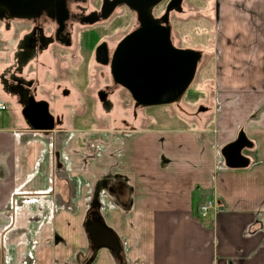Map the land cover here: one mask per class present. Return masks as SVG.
<instances>
[{
    "label": "crops",
    "instance_id": "crops-1",
    "mask_svg": "<svg viewBox=\"0 0 264 264\" xmlns=\"http://www.w3.org/2000/svg\"><path fill=\"white\" fill-rule=\"evenodd\" d=\"M11 40L0 36V264H264V64L220 74L214 53L210 106L169 116L170 128L83 133L59 123L43 133L22 115ZM33 61L36 92L65 120L70 98L37 85L52 75V48ZM239 132L252 144L241 153L249 165L229 169L220 151ZM208 201L215 210L200 219ZM85 220L115 236L117 258L98 246L90 259Z\"/></svg>",
    "mask_w": 264,
    "mask_h": 264
},
{
    "label": "rangeland",
    "instance_id": "rangeland-1",
    "mask_svg": "<svg viewBox=\"0 0 264 264\" xmlns=\"http://www.w3.org/2000/svg\"><path fill=\"white\" fill-rule=\"evenodd\" d=\"M168 1L164 0L155 7L152 15L154 18L159 19L163 15ZM89 10H91L90 7ZM132 23L127 14L120 10L108 21L92 27L72 23L69 26L72 46L66 51H70L71 56L77 59L79 51L88 58L89 49L102 41L113 48L133 29ZM168 25L175 48L197 51L201 55L191 85L176 104L133 109L129 94L119 90L115 91L110 98L112 103L110 110L101 108L94 98V93L98 88L110 84L108 69H98L93 62L87 60L85 75V72H80V68L83 67L80 59L76 62L74 58L70 60L69 56H66L65 60L58 56L50 68L51 71L53 70L51 77L39 79L37 85L48 82V86L52 88L49 93L56 100L62 97L61 90H69L72 105H67L66 115H64L66 118L61 120L60 124H64L63 127L71 131L79 130L83 133H100L111 129L132 131L135 129L134 126L139 127L140 124L153 130L170 128L175 126V121L168 119L169 116L188 111L200 113L210 106L211 97L215 93L209 88L213 80L214 53L218 54L217 63L220 74L225 72V64H231V67L235 69L241 67L251 69L254 66L259 71V64H264V0H183L178 10L169 13ZM9 27L7 32L4 22L0 20V36H9L10 40L12 36H15V39L9 42L10 60L13 61L15 43L18 36L22 34V29L18 21H11ZM45 29L46 32L50 31L47 27ZM50 48L56 51L66 49L57 46ZM222 55H225V62ZM30 64L22 72L24 79L31 78L32 72L29 67H36L38 62L33 61ZM59 66L68 67L67 78L58 77L56 73ZM101 71L102 78H100ZM251 74L246 73L247 76ZM241 75L244 81V74ZM253 79L259 81L257 77ZM56 87H58L57 92ZM42 91L36 92L37 98H46L41 95ZM142 114L144 121L135 123L134 119L136 117L139 119ZM145 118H148L147 122ZM192 126V123L184 124V127ZM127 130L121 132V135L129 134Z\"/></svg>",
    "mask_w": 264,
    "mask_h": 264
},
{
    "label": "water",
    "instance_id": "water-1",
    "mask_svg": "<svg viewBox=\"0 0 264 264\" xmlns=\"http://www.w3.org/2000/svg\"><path fill=\"white\" fill-rule=\"evenodd\" d=\"M57 1H60L58 10L62 13L58 20L61 26L67 12L64 0ZM163 1L112 0L111 2L112 8L124 5L136 13L139 22V27L117 44L110 60V75L113 81L128 92L137 107L166 106L176 103L191 85L197 63L201 58L197 51L175 48L170 40L169 13L178 10L183 0H169L159 19L152 16L151 10ZM56 3L55 0H0V19L4 17L11 20L33 19L41 12L51 13L55 6L58 8ZM102 62L106 63V61ZM33 104L40 107L39 113L30 114L26 109L22 112L23 117L36 131H52L53 117L48 112L47 104L43 102ZM32 117L44 124L31 123ZM251 147L252 144L244 133L239 132L236 140L220 151L225 166L229 169L246 168L249 160L241 153ZM87 230L90 239L97 247L104 246L115 252L118 251L115 236L100 223L96 222Z\"/></svg>",
    "mask_w": 264,
    "mask_h": 264
},
{
    "label": "flooded vegetation",
    "instance_id": "flooded-vegetation-1",
    "mask_svg": "<svg viewBox=\"0 0 264 264\" xmlns=\"http://www.w3.org/2000/svg\"><path fill=\"white\" fill-rule=\"evenodd\" d=\"M111 2L112 0H64V5H65V10L67 12V15H66V18L63 20V23L61 26L58 24V20L61 17L62 13L58 10L60 1H57V0H55V3L58 4V8L57 6H55V8L53 9L51 13L41 12L37 17L33 19H29V20H11L8 17H4L0 19L2 22H4L5 29L7 30V32L10 28L9 23L11 21L20 22V28L22 29L21 31L22 34L18 36L16 40V43H15L16 49L14 52V58L16 60V65H17L16 72L19 75H21L24 68L30 62H32L33 60H37L40 54H42L45 51H48V49L52 46L66 48L65 50L58 49L57 51L53 48L52 56L54 59L58 58L59 56L61 57L62 60H65L66 56H69L70 60H73L74 56L73 57L71 56L72 54L70 53V51H66L72 46L71 36L69 33V26L72 23H77L79 25L86 26V27H92L94 25L108 21L114 14H117L118 11L120 10V12L123 11V13L127 14L128 18H130V20L133 22L132 23L133 29L130 30L125 36L133 32L134 30H136L139 27V22L137 20L136 13L130 11L124 5H118L112 8ZM89 7L91 8V10L88 11ZM154 9L151 10L152 15H153ZM46 27L50 29V31L46 32V29H45ZM123 38H121L117 42V44ZM170 40H171L172 45L176 47L172 40L171 32H170ZM117 44L113 46V48H111L107 42L102 41V42L97 43L94 47L89 49L90 55H88V58L82 55L81 51H79L78 53V58L77 59L76 57L74 58L75 61L76 60L78 61L80 59V62L83 65V67L80 68L81 69L80 72L81 73L85 72V75H86L85 68H87V65H88L87 60L88 62H93V65L96 66L98 69L99 68L108 69V73H109L108 80L110 84L105 85L103 88H98L94 93V98L99 103L101 108H109L108 110H110V107L112 104L110 98L115 91L123 90L127 92L121 86L116 84L110 75V60H111L112 53L115 47L117 46ZM102 53H104L103 56H102ZM102 61H106V63H103ZM57 69L58 71L56 74L58 75V77H60V79L67 78L66 72L68 70V67L59 66ZM100 75H101L100 78H102L103 76L102 71L100 72ZM16 82H17L16 87L18 88L22 96V102H23L22 112H24L27 109V111L30 112V114L31 113L38 114L40 111V107L35 106L33 103L43 102L47 104V109L50 114L48 103L45 102L41 98H37L36 87H34V80L24 79L23 77L18 76V80H16ZM61 95L62 97L70 98V92L68 89L61 90ZM129 100L132 102L133 109L139 108L135 106V103L131 99ZM52 117H53V129H54L55 126L60 123V120L58 118H55V116H52ZM26 122L28 126L31 127L30 126L31 124L27 120ZM31 123L44 124V122H39L35 118L32 119ZM50 132H43V133H50ZM88 223L89 224L86 226L87 229H89L96 222H88ZM87 233H88L89 241L91 244L90 247L91 248L97 247L94 241L90 239L89 231ZM113 252L120 253L119 247H118L117 252L115 251Z\"/></svg>",
    "mask_w": 264,
    "mask_h": 264
},
{
    "label": "built area",
    "instance_id": "built-area-1",
    "mask_svg": "<svg viewBox=\"0 0 264 264\" xmlns=\"http://www.w3.org/2000/svg\"><path fill=\"white\" fill-rule=\"evenodd\" d=\"M4 104L0 101V112L5 110ZM215 206L212 202H206L198 208V216L200 219H205L210 211H214Z\"/></svg>",
    "mask_w": 264,
    "mask_h": 264
},
{
    "label": "trees",
    "instance_id": "trees-1",
    "mask_svg": "<svg viewBox=\"0 0 264 264\" xmlns=\"http://www.w3.org/2000/svg\"><path fill=\"white\" fill-rule=\"evenodd\" d=\"M187 92V91H186ZM100 219H99V217H97L96 219H95V221H99ZM88 225V222H87V220H85V222H84V226H85V228H86V226ZM91 245V244H90ZM91 248V247H90ZM96 249H97V247H92L91 248V254H90V259L94 256V253H95V251H96ZM120 255V253H114V256L117 258L118 256Z\"/></svg>",
    "mask_w": 264,
    "mask_h": 264
}]
</instances>
